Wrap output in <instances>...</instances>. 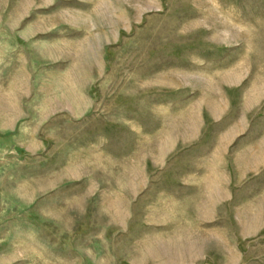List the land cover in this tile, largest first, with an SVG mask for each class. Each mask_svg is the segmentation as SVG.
Listing matches in <instances>:
<instances>
[{"label": "rangeland", "instance_id": "obj_1", "mask_svg": "<svg viewBox=\"0 0 264 264\" xmlns=\"http://www.w3.org/2000/svg\"><path fill=\"white\" fill-rule=\"evenodd\" d=\"M0 264H264V0H0Z\"/></svg>", "mask_w": 264, "mask_h": 264}]
</instances>
